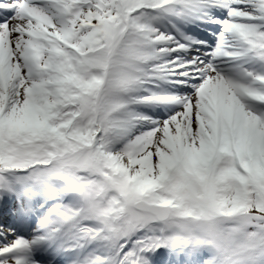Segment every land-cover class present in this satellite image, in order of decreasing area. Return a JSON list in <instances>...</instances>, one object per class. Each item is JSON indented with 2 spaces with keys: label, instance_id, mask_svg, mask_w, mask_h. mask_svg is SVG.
<instances>
[{
  "label": "snow or ice",
  "instance_id": "1",
  "mask_svg": "<svg viewBox=\"0 0 264 264\" xmlns=\"http://www.w3.org/2000/svg\"><path fill=\"white\" fill-rule=\"evenodd\" d=\"M0 264H264V0H0Z\"/></svg>",
  "mask_w": 264,
  "mask_h": 264
}]
</instances>
